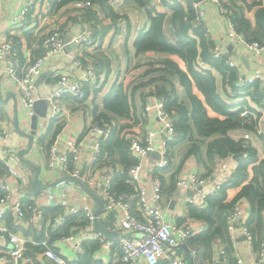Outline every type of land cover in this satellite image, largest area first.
Instances as JSON below:
<instances>
[{
    "label": "crops",
    "instance_id": "obj_1",
    "mask_svg": "<svg viewBox=\"0 0 264 264\" xmlns=\"http://www.w3.org/2000/svg\"><path fill=\"white\" fill-rule=\"evenodd\" d=\"M23 1L0 0V29L12 31L17 39L16 48L25 60L32 59L41 53L43 38L53 27L60 26L68 35H72L88 29V25L91 24L86 18L81 16V10L75 4L76 0L67 2L62 7L56 6V0H40L31 9L28 20L20 26L11 29L9 28L10 20L18 13L23 5ZM261 1L263 4L264 0ZM231 2L239 3L238 5L240 6L242 5L245 16L253 25L256 24L255 13L261 4L253 5V0H231ZM109 3L117 15L107 14V10L106 12L103 10L105 18L102 21L96 19L98 23L94 22L91 25L95 30V36L99 37L101 41L100 47L96 48L97 51L94 48L80 44L73 45L70 42L63 50L55 52L46 66L41 68L35 75L36 81L33 95L35 100L39 98L48 100L49 107L46 116L38 114L34 107V113L30 114V109L24 106L21 94L14 83L4 73L0 74V118L4 120L5 129L8 131V135L5 138H0V169L5 168L9 164L16 167L18 176L9 180L13 196L20 199L22 203L28 200L37 201L44 207L46 212V218L38 221L36 224L17 222L12 216H8L6 220L11 230L17 231L29 239L27 253L36 257L34 264L45 263L42 257L44 247L39 244L43 240H47L49 245H53L70 261L78 260L80 254L76 256L72 252L71 244L59 243L55 239V236L50 235L51 230L48 227L49 218L56 211L73 205L87 204L92 205V208H94L95 202L75 182H73V188L68 191L64 190L66 187L64 183H59L39 192L34 191L33 180L36 169L32 165L23 162L17 156V152L22 148H26L30 143V138L21 134L18 129L30 132L33 115L37 114L34 146L30 152L24 153L23 156L40 166L39 178L43 184L67 175H57L56 172H52L46 166V153L44 151L53 142L50 141L52 139L55 140L56 137L64 140L75 139L77 141L84 139L79 146L80 161L84 164L92 158L93 141L90 136H83L85 129L93 123L105 121L110 125L111 130L115 131V136L118 134L125 136L129 142L132 138L146 134L148 129L157 131L158 134L153 139L155 150L144 156L142 171V183L147 189L148 203L154 204L151 199V196L154 194L152 167L159 159V150L164 145L165 135L161 131L156 112L154 110H146V103L152 96H156L154 93L156 91V84H162V80H153V78L162 77L165 74L167 76V73L171 72L162 62L163 58H171L183 69H186V65L185 61L176 54L161 51L137 53L135 40L140 32L148 29L150 26V19L145 8L139 6L133 0H111ZM150 4L160 11L165 10L167 12L166 29L168 34L171 33L172 25L170 19L173 11L164 7L161 0H151ZM200 6L202 14L197 23L204 24L207 33L212 39H216L217 36H220V38L223 35L225 36L224 39L222 38L221 43H224V48L233 55L242 72L245 74H253L257 71L264 72V57L254 55L251 50L245 48L235 38L229 37L227 33V18L221 13L220 9L210 0L200 2ZM152 54L155 56H151ZM93 56H97L100 59L102 68L97 81L94 84H87L85 88L86 94L82 99L71 95L57 99L56 102H58L61 109L60 116L52 119V101L49 96L56 88L58 75L62 73L79 74L75 58L87 61L89 58H93ZM201 65L211 69L215 74L217 83L221 89V95L228 103L237 104L238 106L242 105L244 111H247L245 114H253L254 118L256 115L249 108H254L257 112H260L258 122L254 125V128H256L258 133H263L264 106L258 104L251 94L246 91L240 90L236 94L229 93L223 88V74L206 63H201ZM169 77L175 83L178 100L184 101L190 108V100L179 78L176 75H169ZM116 83H122L128 93L130 113L127 115H119L105 107L104 99L111 93ZM133 87H137V89L132 91ZM193 91L204 99V95L197 87H194ZM244 102H246V105ZM261 102H263V99H261ZM240 103L241 105H239ZM208 112L210 115H212L211 113L216 114L210 107H208ZM103 115L106 116L104 117ZM251 120L252 117L246 121L252 124ZM57 128V135L54 136ZM257 132L248 128H235L229 130V135L235 139L243 138L247 142H250L256 148L258 157L263 159L264 141ZM217 136V134H214L203 139L196 136L198 140L186 139L172 145L170 147L171 164L160 173L162 183L161 212L164 219L174 226L190 223L196 230V234L208 229L207 221L198 215L202 208L208 206V201L202 204L197 197L195 189L180 187L177 181L180 178L189 179L190 173L194 169H197L202 177L215 175V170H218L220 159L214 156V159L210 160L207 155V147L209 141ZM194 143L200 145L202 158L194 153H190ZM65 148L67 149L68 147L66 146ZM103 154V157H100L95 162L93 167L94 173L99 174L104 168L112 172L114 170H123V166L119 161L120 156L116 149L111 152L103 150ZM237 163L238 161L234 159L230 164L229 171H234ZM249 171L252 175V169ZM239 189L240 187H228L226 189V201H231L239 192ZM191 198L195 199L194 203L191 201ZM238 202L249 218V201L242 199ZM122 216L123 211L121 207H117L107 217L101 216V221L106 228L115 230L123 236L120 225ZM92 232H96L94 224L91 226L86 223L80 224L75 233L77 239L82 243L84 251L87 248L92 249L94 243L98 242L97 247L90 252L94 264H123L115 248L108 249L104 247L102 240L93 239ZM96 233L100 234L105 241L114 244L122 237L107 239L101 233ZM262 236L264 238V228ZM220 243L223 242L219 238H215L208 246L206 242L195 237L188 242L178 243L170 247L168 255L161 259L159 264H169V258L172 256H185L188 264H230L228 255L226 256V261L220 255ZM6 245V242L0 238V250L3 251L7 247ZM194 248L197 252L192 254L191 251ZM250 248V241H248L247 236L238 230L234 243V257L242 256L247 264H255Z\"/></svg>",
    "mask_w": 264,
    "mask_h": 264
},
{
    "label": "built area",
    "instance_id": "obj_2",
    "mask_svg": "<svg viewBox=\"0 0 264 264\" xmlns=\"http://www.w3.org/2000/svg\"><path fill=\"white\" fill-rule=\"evenodd\" d=\"M40 0H24L18 13L10 20L9 28L20 26L29 18L31 9L34 8ZM111 0H109L110 2ZM227 18V33L229 37L235 38L241 45L252 51L259 57H264V44L257 41H250L245 34L239 31L235 22L231 18V9L225 5L224 0H210ZM76 6L82 11V15L89 21L88 29H84L78 34H69L60 26H56L47 32L41 44V53L25 60L16 48V36L7 29H0V74L4 73L10 79L21 94V100L24 106L30 109L33 114L35 102L34 88L35 75L45 67L51 56L58 51L63 50L70 42L85 45L97 51L101 41L95 36V30L92 28L94 19L86 12L92 9L96 16H103L104 12L99 3L91 0H76ZM193 6L197 12L196 20L199 21L202 9L200 2L194 1ZM67 33V34H66ZM214 38L212 48L213 56L216 58H225L230 68L234 70L236 86H244L258 82L262 91H264V72L257 71L253 74H245L240 69L237 61L224 48L222 38ZM69 38V40H68ZM219 38V39H218ZM78 65L79 74L71 73L59 74L56 81V88L50 94L52 101V119L60 116V107L57 99L66 95L75 98H84L87 84H94L100 73V68L95 57L87 61L75 58ZM166 98L164 96H152L146 103V110H154L157 114L158 122L162 133L165 135L164 145L159 150V159L156 161L153 170L154 194L151 196L154 204L148 203V193L142 183V171L144 166L143 158L155 150L153 139L158 132L148 129L146 134L130 140V149L135 156V161L126 168L128 182L133 186L132 191H116L112 184V171L104 168L99 174L93 172L95 162L100 158L102 151V142L107 138L111 131L108 123H93L85 129L83 137L90 136L93 141L92 158L82 164L80 161L79 146L84 140L62 139L56 137L55 140L44 151L46 153V166L57 175H71L80 177L91 188L95 189L106 201L105 211L101 214L107 217L112 211L121 207L123 216L120 221L123 236L117 243L107 242L103 237L92 232L93 239L102 240V245L108 249H114L118 252L119 258L123 264H159L160 260L168 255V249L178 243H185L195 238L196 230L190 223H183L179 226L171 225L164 219L161 212L162 183L160 173L171 164V143L178 134L175 125V112H170L165 107ZM247 111H244V115ZM8 131L5 129V122L0 118V138H5ZM64 144H66L64 146ZM68 147L67 149L65 147ZM234 155L220 160L218 170L215 175L202 177L197 169L190 173V178H180L177 181L180 187H191L196 190L197 197L202 204H205L209 195L217 193L225 183H227L232 172L229 167L234 161ZM155 171V172H154ZM18 176V170L13 165H7L0 169V238L6 242V248L0 250V264H34L36 257L27 253V244L29 239L13 231L7 225L8 216H12L17 222H27L36 224L46 218L44 207L37 201L28 200L23 202L14 197L10 188L9 180ZM194 203L195 199L191 198ZM53 204V203H52ZM69 215H74L75 220L80 224H90L93 226L94 215L92 205H73L62 210L56 211L50 218L48 227L55 231L59 226L66 222ZM227 227L230 238L235 241L238 230L245 234L250 241L251 253L255 264H264V238L259 249L253 247V234L248 224V217L242 206L237 202L226 212ZM79 224V225H80ZM79 225H73L68 234L61 233L55 237L57 241L64 244H71L72 252L77 256L84 252L82 243L76 237V229ZM44 247L42 257L44 264H71L70 259L60 253L53 245H49L47 240L39 243ZM252 244V245H251ZM220 255L226 261V250L223 243H220ZM192 254L197 250L194 248ZM238 264H247L242 256L237 258ZM100 264V263H98ZM169 264H188L186 257L172 256L169 258ZM201 264V263H196Z\"/></svg>",
    "mask_w": 264,
    "mask_h": 264
},
{
    "label": "trees",
    "instance_id": "obj_3",
    "mask_svg": "<svg viewBox=\"0 0 264 264\" xmlns=\"http://www.w3.org/2000/svg\"><path fill=\"white\" fill-rule=\"evenodd\" d=\"M71 1L74 0H56V6L62 7L65 3ZM91 1L99 3L102 10L105 12L107 10V14L117 15L113 11L109 0ZM133 1L145 8L150 19L149 28L140 32L135 40L137 53L161 51L176 54L185 61L186 69H183L171 58H163L162 62L171 72H168L167 76L165 74L162 77L153 78V80H162V84H156L154 93L157 96H164L166 98V109L175 112V125L178 134L171 145L186 139L198 140L197 137L203 139L217 134L218 136L208 143L207 155L210 160H213L214 156L219 157L221 160L230 154L242 153L244 155V158L237 163L230 180L217 193L209 195L207 198L208 206L202 208L198 215L207 221L208 229L195 236L206 242L208 246L213 239L219 238L225 246L230 264H238L233 255L235 241L230 238L226 212L242 199L249 201L248 224L253 234V247L256 250L259 249L263 240L262 230L264 228V158L260 159L258 157L256 148L250 142L230 136L229 130L248 128L257 132L254 125L258 122L260 112L250 107L249 109L254 111L256 117L254 118L253 114L243 115L244 108L241 103L239 104L241 106L228 103L221 95V89L215 74L211 69L203 67L201 63H206L223 74V88L229 93L236 94L240 90L246 91L251 94L258 104L264 106V91H262L258 82L243 88L236 86L234 70L228 66L226 59L213 56L214 41L207 33L204 24L197 23V12L193 6L194 0H161L164 7L173 11L170 19L172 31L169 34L166 29L167 12L165 10L160 11L158 8L151 6V0ZM224 3L230 7V16L237 29L243 32L248 40L264 44V3L262 4L261 0H253V5L261 4L255 13V25L245 16L244 8L238 5L239 3H232L231 0H224ZM245 5L247 6V4ZM87 14L92 18L96 17V12L92 9H89L85 15ZM94 57L100 70H102L100 60L97 56ZM169 75H176L179 78L190 100V108L184 101L178 100L175 83ZM194 87H197L204 95V99L194 93ZM136 89L137 87H133L132 91ZM261 99H263V102H261ZM104 103L107 109L119 115L130 113L128 93L122 83L114 85L111 93L105 97ZM244 104L246 105V102ZM208 107L218 115L211 116ZM250 117H252V124L246 121ZM57 132L58 128L55 130L54 136L57 135ZM257 134L264 141V132H257ZM129 146V140L119 134L115 136L114 130H111L102 142L103 149L100 157L104 155L103 150L111 152L115 149L120 156L119 161L123 166V170L112 172L113 188L119 192L133 190V186L127 180L128 175L126 173V168L135 161ZM190 153L202 158L198 143L192 145ZM250 169H252V175ZM228 187H240L239 192L231 201H226V189ZM79 224L74 215H69L66 222L55 231H51L50 235L58 237L61 233L68 234L73 225ZM97 245L98 242L94 243L92 249L94 250ZM92 249L87 248L84 253L80 254L78 260L71 261V264H94L90 254Z\"/></svg>",
    "mask_w": 264,
    "mask_h": 264
},
{
    "label": "water",
    "instance_id": "obj_4",
    "mask_svg": "<svg viewBox=\"0 0 264 264\" xmlns=\"http://www.w3.org/2000/svg\"><path fill=\"white\" fill-rule=\"evenodd\" d=\"M196 2H203L204 0H194ZM69 40V38H68ZM72 44H76L75 42H72ZM34 109L36 112L42 116H46L48 112L49 102L45 98H39L35 100L34 102ZM37 128V114L32 116V124H31V131L25 132L21 129H18L19 132L27 137L30 138V143L26 148H22L17 152V156L19 159H21L23 162L28 163L35 167L36 174L33 180V189L35 192H39L43 189L51 188L55 185H58L59 183L70 180L75 182L86 194H88L95 202L94 208H93V215H94V226L97 232L101 233L103 236H105L107 239H118L120 238V235L115 230H110L106 228L102 221H101V214L105 211V204L106 201L104 198L93 188H91L86 182H84L80 177H74L71 175H64L59 178H57L54 181L47 182L46 184L41 183L40 181V166L37 164H34L30 160L26 159L23 155L24 153H28L33 149L34 146V140H35V133ZM244 155L242 153H237L234 155V159L238 162H240L243 159Z\"/></svg>",
    "mask_w": 264,
    "mask_h": 264
},
{
    "label": "rangeland",
    "instance_id": "obj_5",
    "mask_svg": "<svg viewBox=\"0 0 264 264\" xmlns=\"http://www.w3.org/2000/svg\"><path fill=\"white\" fill-rule=\"evenodd\" d=\"M242 6V5H241ZM82 12V11H81ZM81 16H83V15H81ZM84 17V16H83ZM84 18H86V17H84ZM103 18H105V15H103L102 17L101 16H96V17H93L92 19H94V21L97 23V21H96V19H98L99 21H102V19ZM54 28V27H53ZM52 28V29H53ZM171 37H172V35H171ZM173 38V37H172ZM151 56H155L154 54H152ZM100 60V59H99ZM212 115L211 116H215L216 114H214V113H211ZM218 115V114H217ZM243 139V138H242ZM61 183H64V185H66V187L64 188V190H66V191H68L69 189H71V188H73V186H74V183H73V181H70V180H66V181H63V182H61Z\"/></svg>",
    "mask_w": 264,
    "mask_h": 264
}]
</instances>
